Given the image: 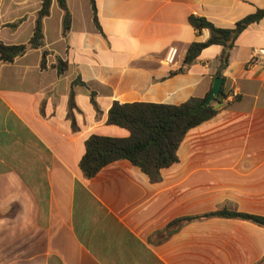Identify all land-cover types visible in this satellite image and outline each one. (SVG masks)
<instances>
[{"label": "crops", "instance_id": "1", "mask_svg": "<svg viewBox=\"0 0 264 264\" xmlns=\"http://www.w3.org/2000/svg\"><path fill=\"white\" fill-rule=\"evenodd\" d=\"M66 1V35L52 0L44 47L0 63V264H264V227L250 221L169 228L223 210L264 218V62L251 59L264 48V17L240 34L222 72L223 92L237 96L188 131L159 182L126 160L92 179L79 167L91 135H129L108 124L113 103L180 105L212 91L221 46L180 71L189 46L210 36L191 16L233 28L264 0H97L101 30L89 0ZM41 4L0 0V44H27Z\"/></svg>", "mask_w": 264, "mask_h": 264}, {"label": "trees", "instance_id": "2", "mask_svg": "<svg viewBox=\"0 0 264 264\" xmlns=\"http://www.w3.org/2000/svg\"><path fill=\"white\" fill-rule=\"evenodd\" d=\"M96 1L89 0L93 23L98 30H101ZM57 3L64 12L63 34L66 35L71 27V14L66 0H57ZM51 4L52 0H42L33 34L27 44H0V63H11L29 49L44 47L43 19L50 14ZM263 17L264 9H259L237 22L233 28H218L205 18L191 16L190 25L198 32L208 30L210 36L205 42H194L189 46L184 58V68L180 71L192 65L204 49L219 45L222 47V52L219 56L218 76L222 77L223 70L229 64L230 52L237 38L249 25L259 22ZM47 54V51L43 52L42 67L46 65ZM56 68L58 73L62 74L66 71L67 64L57 58ZM210 94L211 92L204 98H190L180 105L113 103L108 111L107 122L125 129L129 135L124 138L91 135L85 142V153L79 162L83 175L87 179H92L107 165L126 160L147 175L152 183L159 182L161 170L178 162L177 151L188 131L215 117L219 111L215 104H222V100L228 97L221 88L219 95L213 101L207 102ZM92 102L95 105V102ZM75 108L74 93L71 91L68 117L73 128H75V121L72 111ZM213 216L242 219L264 227L263 217L223 210L176 220L169 224V228L181 226L195 219Z\"/></svg>", "mask_w": 264, "mask_h": 264}, {"label": "built area", "instance_id": "3", "mask_svg": "<svg viewBox=\"0 0 264 264\" xmlns=\"http://www.w3.org/2000/svg\"><path fill=\"white\" fill-rule=\"evenodd\" d=\"M176 55V50L171 49L167 55L166 61L169 63H172ZM252 60L254 61H262L264 62V48L254 49L252 54ZM237 95L235 93H232L228 95L230 98H235Z\"/></svg>", "mask_w": 264, "mask_h": 264}, {"label": "water", "instance_id": "4", "mask_svg": "<svg viewBox=\"0 0 264 264\" xmlns=\"http://www.w3.org/2000/svg\"><path fill=\"white\" fill-rule=\"evenodd\" d=\"M222 83H223V78L217 77L214 79L212 91L207 102L213 101L219 95Z\"/></svg>", "mask_w": 264, "mask_h": 264}]
</instances>
